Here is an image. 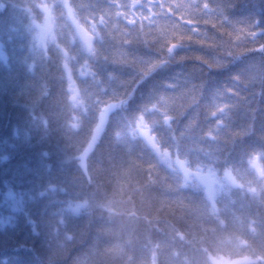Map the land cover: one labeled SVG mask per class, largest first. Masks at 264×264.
I'll return each mask as SVG.
<instances>
[{
	"label": "trees",
	"instance_id": "obj_1",
	"mask_svg": "<svg viewBox=\"0 0 264 264\" xmlns=\"http://www.w3.org/2000/svg\"><path fill=\"white\" fill-rule=\"evenodd\" d=\"M262 45L264 0H0V264H198L237 236L264 254V190L250 183L251 163L264 166ZM114 102L85 170L79 156ZM140 121L216 177L215 206ZM227 166L242 187L223 180Z\"/></svg>",
	"mask_w": 264,
	"mask_h": 264
},
{
	"label": "rangeland",
	"instance_id": "obj_2",
	"mask_svg": "<svg viewBox=\"0 0 264 264\" xmlns=\"http://www.w3.org/2000/svg\"><path fill=\"white\" fill-rule=\"evenodd\" d=\"M66 4H67V1H66ZM66 6L68 9V15L71 18V20L73 21V23L75 24L79 40L85 45L87 50L91 51L92 47H93L92 35L90 33H88L87 30H85V28H83L81 25H79L77 23V21L74 19V16H73L71 9L69 8L68 5H66ZM42 8H43L44 13H45V22H44L45 25H41V32L43 35L39 33V45L41 48L46 50L48 42L53 37V23H52V18H51V14H50L49 10L45 6H43ZM84 33H87V36L91 38V40H90L91 48H89L88 43H86ZM45 35H47V36L43 37ZM0 56H2L3 58L6 57L4 52H0ZM71 87H72V92L74 93V99H75V97H77V95H78V92H77V89L75 88V86L73 84ZM118 106H119L118 103H115V102L110 103L107 106H105V108H104L105 111L103 113V118H101V114H100V121L94 130L91 141L89 142L85 151L79 156V161L85 170H86L87 154L93 149L95 143L97 142L101 133L103 132L105 125H106V122H107V119H108L109 112ZM142 128L147 131V133H148L147 137L145 135H143V133L141 131ZM135 130L138 134H140L141 136H143L146 139L148 144L155 150V152L160 156L161 160L164 163H166L170 167H173V168L180 170L184 174L186 179H189V180L190 179H196L204 187L208 199L215 206L216 194L218 191V180L216 179V177L213 174L208 173V172L206 173V172L191 171L186 166V163L184 160L178 159V157L173 156L171 154V152H169L167 150H162L160 148V146L157 144L155 137L151 134L149 128L147 127V125L144 124L143 121H142V123L140 121L137 124V126L135 127ZM149 137L151 138V141L149 140ZM153 145H155V147ZM70 209L72 211H74L75 213H78V212H80L81 207H79V205H74V206H71ZM212 260H213L214 264H224V258H219V259L213 258Z\"/></svg>",
	"mask_w": 264,
	"mask_h": 264
},
{
	"label": "clouds",
	"instance_id": "obj_3",
	"mask_svg": "<svg viewBox=\"0 0 264 264\" xmlns=\"http://www.w3.org/2000/svg\"><path fill=\"white\" fill-rule=\"evenodd\" d=\"M53 45L56 44L55 37H52L50 41ZM64 51L63 49L61 50ZM169 51V54L172 53ZM239 79V78H237ZM104 109L101 108V118H103ZM175 119L173 116H168L166 118V123H171L172 120ZM194 121L190 122V126H194ZM219 124V121L217 122ZM74 130H78V128H74ZM254 129L249 126L247 130L237 131L234 133L235 136L239 137L241 135H251L253 134ZM256 153L250 154V162H254L259 159ZM179 159V156H178ZM185 163L189 162L185 159ZM251 167L253 170V179L250 183L254 184L255 181H259L260 188L264 190V166H261L260 170H256V164L251 163ZM223 180L232 186L242 187L243 183L240 177L236 174V170L232 166H227L223 169ZM251 191H255V187H250ZM82 203L79 204V207L86 209L87 208V199L82 197ZM71 239V237H69ZM234 243L227 247H221L217 243L213 242L209 248L204 249L203 257L198 261V264H212L210 257H224V264H264V254H256L253 250V245L251 241L246 240L243 237L237 236L233 238Z\"/></svg>",
	"mask_w": 264,
	"mask_h": 264
},
{
	"label": "snow or ice",
	"instance_id": "obj_4",
	"mask_svg": "<svg viewBox=\"0 0 264 264\" xmlns=\"http://www.w3.org/2000/svg\"><path fill=\"white\" fill-rule=\"evenodd\" d=\"M249 35L254 37L256 35V33L252 32V33H249ZM84 37H85L86 43H88L89 48H91V44H90L91 38L87 36V33H84ZM172 47H175V45H173ZM262 48H264V45H262ZM171 49L172 48H169V51H171ZM141 123H142V121H141ZM141 131H142L143 135H145L146 137L148 136V133L145 129L142 128ZM149 140L151 141L150 137H149ZM153 146L155 147V145H153ZM262 174H264V173H262Z\"/></svg>",
	"mask_w": 264,
	"mask_h": 264
}]
</instances>
